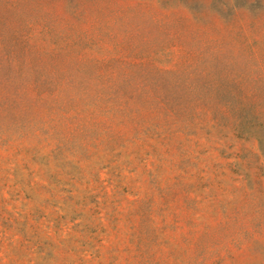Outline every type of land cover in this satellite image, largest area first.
<instances>
[{"label": "rangeland", "instance_id": "1", "mask_svg": "<svg viewBox=\"0 0 264 264\" xmlns=\"http://www.w3.org/2000/svg\"><path fill=\"white\" fill-rule=\"evenodd\" d=\"M0 264H264V0H0Z\"/></svg>", "mask_w": 264, "mask_h": 264}]
</instances>
